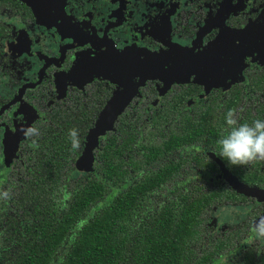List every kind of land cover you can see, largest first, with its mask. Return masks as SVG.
I'll use <instances>...</instances> for the list:
<instances>
[{
  "label": "flooded vegetation",
  "instance_id": "obj_1",
  "mask_svg": "<svg viewBox=\"0 0 264 264\" xmlns=\"http://www.w3.org/2000/svg\"><path fill=\"white\" fill-rule=\"evenodd\" d=\"M170 49L181 78L164 85L162 78L145 77L123 107L141 112L139 129L152 110L171 111L161 119L158 158L165 175L153 197L217 192L206 223L210 234L235 227L241 241L233 254L251 246L262 253L264 239L255 237L253 226L264 217V161L235 166L217 154L228 110L242 123L264 119V0H0L1 164L3 138H16L0 169V189H6L3 178L13 164L24 165L23 149L31 146L21 128H39V144L48 127L62 124L58 114L64 109L99 110L119 89L102 76L74 74L77 68L83 72L97 55L106 61L122 51ZM69 119L85 125L75 115ZM115 122L120 146L121 117ZM138 138L131 141L133 150ZM73 173L82 175L74 165L67 175ZM220 208L232 209L238 221L212 225V212Z\"/></svg>",
  "mask_w": 264,
  "mask_h": 264
},
{
  "label": "trees",
  "instance_id": "obj_2",
  "mask_svg": "<svg viewBox=\"0 0 264 264\" xmlns=\"http://www.w3.org/2000/svg\"><path fill=\"white\" fill-rule=\"evenodd\" d=\"M103 106L64 109L62 124L48 127L39 147L24 148V165L16 162L5 174L11 199L0 200V264H264V251L253 246L233 254L239 229L211 235L206 228L217 192L154 199L165 175L158 157L161 119L169 110H152L139 129L141 112L122 108L120 146L115 117L91 150L92 170L68 176L80 151L72 150L68 132L79 130L81 146Z\"/></svg>",
  "mask_w": 264,
  "mask_h": 264
},
{
  "label": "clouds",
  "instance_id": "obj_3",
  "mask_svg": "<svg viewBox=\"0 0 264 264\" xmlns=\"http://www.w3.org/2000/svg\"><path fill=\"white\" fill-rule=\"evenodd\" d=\"M225 134L218 140L220 151L217 155L225 158L229 165L250 166L257 161H264V119H255L251 123L240 122L233 110H228L225 116ZM22 134L31 140V146L39 147L37 139L39 128L23 127ZM72 150L80 147L79 130L72 128L68 132ZM11 199V191L0 189V200ZM256 238L264 239V217L257 219L253 226Z\"/></svg>",
  "mask_w": 264,
  "mask_h": 264
},
{
  "label": "rangeland",
  "instance_id": "obj_4",
  "mask_svg": "<svg viewBox=\"0 0 264 264\" xmlns=\"http://www.w3.org/2000/svg\"><path fill=\"white\" fill-rule=\"evenodd\" d=\"M167 52H169V53L172 52V49L167 50ZM95 62H98V63L100 62V63L104 64L100 55L93 57V60L91 61V64H90V74L94 73V72H92V69L94 70V66H95L94 63ZM129 65H131V64H128V63L124 64L125 67L129 66ZM109 66H110V71L108 73H106V77L112 79L119 86V89L116 90V92L113 95V98L109 101V103L106 106L107 108L105 110V114L108 116L104 115L102 117L103 124H105V122H109V119L114 116L117 108L120 105H123L126 102V100L135 93V89H134L135 85L138 84L143 78L147 77V75H148L147 65L145 66L146 69L144 68V65L134 66V67L131 65V67L129 69H127L123 66L124 69L122 71H119L113 64H110ZM118 67H120V66H118ZM88 68L89 67L84 69L83 72L80 69L76 70V72L74 74L79 75V73H85V76H87L88 75L87 74ZM167 71H168V73L164 72V73H161L160 75L154 74V72H151V71L150 72L153 73L154 75H157L158 77L162 78L165 81L164 85H167L168 83L173 82V81H177L178 79L181 78L182 74L180 73V70L177 69L175 72H173L171 69H168ZM114 74H117L119 78L114 76ZM133 78L139 79V81L134 82ZM103 124H101V122H100V126H103ZM97 130H99L98 127H97ZM99 136L100 135H98L97 137H99ZM97 137H96V141H97ZM15 139L16 138L14 136H11V137L5 136L3 138L2 146H3V152H4V159H3L2 164L6 165L7 162L9 161L10 154L13 153V150L15 149V146H16V140ZM92 146H93L92 140L87 141L85 139L83 147L81 149V153L78 156V160L76 161V163H74V169L77 172H80L83 174L87 171L84 168L90 166L91 161L89 163V152L92 150ZM2 164L0 163V169L2 168ZM77 176H78V174H75V173H73L71 175L72 178H77ZM236 189L241 190L242 192H245L240 187H238ZM212 215H213V217H212V220L210 221L212 225L215 223L218 225H220V224L221 225L222 224L231 225V224H233L234 221H235V223H236V221H238L237 220L238 218H233L234 211L232 209H229V208H225V209L220 208V209L216 210L214 213L212 212Z\"/></svg>",
  "mask_w": 264,
  "mask_h": 264
},
{
  "label": "water",
  "instance_id": "obj_5",
  "mask_svg": "<svg viewBox=\"0 0 264 264\" xmlns=\"http://www.w3.org/2000/svg\"><path fill=\"white\" fill-rule=\"evenodd\" d=\"M172 55H175V53L174 52H170L169 53V52L166 51V52H163V53L154 54V53H150V52H148V53H131V52H123L122 51L120 53H114L113 55H110L109 57H106L107 58V60H106L107 62L103 60L104 64H102L100 62L99 63L95 62L94 63L95 64L94 70L92 69V72H94V73H92V75H94V76H102V78L108 79L109 81L114 82L112 79L106 77V73H108L110 71V66L109 65L113 64L119 71H122L124 69V67H125L124 64L128 63V64H131L133 67L134 66H142V65H144V68H145V66L147 65V69H148L147 77L148 78L158 77L157 75H154V74H159L160 75L161 73H164V72L168 73V71H167L168 69H171L173 72H175L178 69L177 66H176V65H178L177 62L172 61ZM131 65L126 66L125 68L129 69L131 67ZM118 66H120V67H118ZM76 70H78V68ZM150 71L154 72V74L151 73ZM88 74H90V66L88 68ZM114 76L118 77L117 74H114ZM115 92H112V95L110 96L108 101L105 103L103 108L99 111V113H98V115H97L92 127H90L87 130L85 139L87 141L92 140V143H93L92 148L96 144V137L98 135H102L105 131L112 129L111 125H112V122H113L114 118L116 117V115H118V113L122 110L124 104L126 103L125 102L123 105H120L117 108L114 116L109 119V122H105V124H103L102 117L104 115H106L105 114V110L107 108L106 106L109 103V101L113 98V95H114ZM106 116H108V115H106ZM100 122H101V124H103V126H100ZM97 127H98L99 130H97ZM91 159H92V156H91V151H90L89 152V163H90ZM77 160H78V157L75 159L74 163H76ZM84 169L88 170V169H90V166H88V167H86ZM238 191L240 192L241 190H238Z\"/></svg>",
  "mask_w": 264,
  "mask_h": 264
}]
</instances>
